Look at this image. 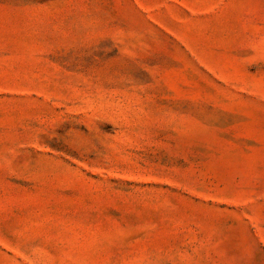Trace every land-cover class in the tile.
I'll use <instances>...</instances> for the list:
<instances>
[{"label":"rangeland","instance_id":"rangeland-1","mask_svg":"<svg viewBox=\"0 0 264 264\" xmlns=\"http://www.w3.org/2000/svg\"><path fill=\"white\" fill-rule=\"evenodd\" d=\"M0 264H264V0H0Z\"/></svg>","mask_w":264,"mask_h":264}]
</instances>
